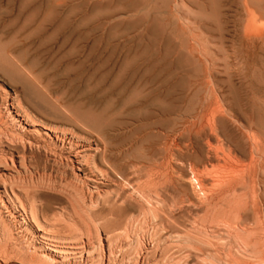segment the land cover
Instances as JSON below:
<instances>
[{"label": "rangeland", "instance_id": "rangeland-1", "mask_svg": "<svg viewBox=\"0 0 264 264\" xmlns=\"http://www.w3.org/2000/svg\"><path fill=\"white\" fill-rule=\"evenodd\" d=\"M182 1L178 13L168 14L166 11L173 6V0H36L34 5L39 7L42 13H39L37 21L30 23V14L36 7L26 5L29 13L28 9H23L22 12L20 6L28 0H0V65L12 68L21 76V79L17 80L14 76L0 73V180L4 176L0 181V213H4L0 216V264H50L49 259L45 260L42 254L50 255L49 249L56 244L59 247H55H63L62 249L67 251L62 255L51 256L55 258V262L50 260L53 264L234 263L236 258H232L234 244L231 242L233 235H230L233 234V229L229 231L232 227L229 229L225 222H222L224 219L220 215V212L226 209L227 199L219 196L214 200L205 201L202 191L210 187L211 182L207 177H197V184L190 183L193 171L209 169L212 170V175L217 174L214 169L218 167V162L223 164L222 160L211 158L209 162L204 159L203 163L197 161L192 166L186 159H173L167 164L163 159L165 152L161 145L154 143L153 136L157 130L150 127L152 121L159 120L162 116L159 113V116L154 118V115L151 118L146 116L154 110L152 105H142L135 108V112L133 108L126 109L122 115L114 117L119 121L115 123L118 126L111 123L106 127V132H101L97 128L72 126V123L57 117L54 107L48 103L54 100L66 109L101 111L106 96L113 95L110 88L117 76H120L122 81H128L130 75L136 72L137 78L144 76L149 80L167 69L171 72L172 80L184 78L187 72L201 66L197 58L188 61L187 44L192 42L197 47V42L203 41L209 56L216 57L219 55L214 45H218L215 40L218 36L223 38V49L235 56L230 58L231 61L234 60V67L230 70L233 71V83H236L237 87L240 86L243 93L246 90L243 85L247 79L264 88V43L255 38L254 46L247 48L239 41L248 19L246 6L255 12L254 23L257 28L264 30V0H220L223 7L218 16L203 7V0ZM49 6H54L56 22L65 18L67 24L60 31H53V26L48 25L45 31L37 33L36 25ZM10 46L13 55L18 59L21 57L22 67L38 76L46 91L35 90L34 93L32 88L25 85L28 76L9 58L7 48ZM243 52H246V56ZM239 55L243 57L240 58ZM129 60L133 61L132 64H128ZM151 62L156 65L153 66ZM218 63L219 66L217 64L214 69L221 72L224 69L223 61L218 60ZM107 71L109 76L104 79ZM145 73L149 74L148 78ZM220 75L223 78L224 74ZM9 103H21L37 123L43 121L55 125L57 130L73 131L77 138H74L72 143L79 139L73 143L74 146L90 144L85 146L87 161L83 165L84 173L70 165L69 157L66 159L71 145L63 137L59 140L61 133L56 134L57 144H49L51 147L48 145L50 148L47 147V150L43 147L46 152L32 140V146H28L27 136H24L21 126L15 124L6 111ZM131 113H136V116L133 118ZM35 128L39 129L41 126ZM20 141L26 144L23 145L26 146L25 150L20 148ZM211 141L213 145L217 143ZM218 145L227 152L225 142ZM54 147L58 150L57 154L52 149ZM19 148L24 150L25 154H21ZM151 148L156 150L154 157L150 156ZM18 150L20 151L17 152ZM51 150L54 152L51 153ZM10 152L15 157L9 155ZM10 156L13 157L10 159L12 163ZM24 159L26 162L22 161ZM93 159L95 163L92 162ZM247 161L240 158V163ZM24 162L29 168L22 166L21 163ZM212 162L216 165L214 168ZM94 167L98 169L94 171ZM102 169L107 170L109 177L104 170L101 173ZM101 174H104L106 179L102 178L104 176L101 177ZM9 183L12 184L11 187ZM4 184H7V189ZM97 191H102L103 197L106 196L102 198L100 195V200V192ZM238 191L236 195L249 199L247 190ZM89 197L94 205H90ZM5 205L6 210L9 208L8 212H5ZM198 211L202 214H198ZM241 212L251 218L250 210ZM216 224L220 225V228ZM37 227L42 228V231ZM221 228L228 230L230 234ZM223 232L228 233L230 239L226 233L224 236ZM49 237L53 238V241ZM16 238L20 240L17 241ZM224 238L230 241H225ZM19 241L22 243L19 244ZM20 245L23 247L20 248ZM24 245L28 247L27 250ZM31 255L33 257H30ZM261 259L251 256L243 258L242 261L246 264H264V259Z\"/></svg>", "mask_w": 264, "mask_h": 264}, {"label": "bare ground", "instance_id": "bare-ground-1", "mask_svg": "<svg viewBox=\"0 0 264 264\" xmlns=\"http://www.w3.org/2000/svg\"><path fill=\"white\" fill-rule=\"evenodd\" d=\"M164 1L166 2V0H164ZM180 1H182V0H173V2H174L173 6L170 5L171 8L169 6L170 9L167 10L166 12L168 14L178 13ZM203 1L205 3V4L201 3L202 5H204L203 7H207V9H210L211 12L216 14L217 16L220 14L221 7H223V6H221L220 0H203ZM34 4H36V0L35 1L28 0V2L21 4L20 6L22 8V12H23V9L24 10L28 9V11H29V8H27V7L29 5L32 6ZM171 4H172V2H171ZM26 5H27V7H26ZM198 6H199V4H198ZM53 8H54V6H49L47 12L43 16L41 15L42 19H40V22L36 25L37 27L35 29V32L39 33L41 31L42 32L45 31V29L48 25L53 26L52 27L53 31H60L62 28H64V26L67 24V21L64 18V20H61L60 22H58V21L56 22V15L57 14ZM200 8H201V10L203 9L202 7H200ZM205 11H206V9H205ZM246 12L248 14V19H247V22L243 28L242 38H244V40L242 38H240L239 41H240V43H242L243 46L248 48L249 46H254V39L255 38L259 39L262 43H264V30L257 28V26L255 25V23H254L255 12L247 6H246ZM29 13H30V11H29ZM39 13H42L41 9H39V7H36L34 10H32V12L30 14V19H29L30 21L29 22L32 23V22L37 21L38 16L40 17ZM84 37H86V36L84 35ZM215 40L217 41L218 45H214V46H216V50L218 51V55H219L216 57L212 56V55L209 56V54H208L209 52L208 53L206 52L207 48L205 46V43L202 40H201L202 42H200V43L197 42V47L192 42H189L187 44L188 61H190L191 59L194 60L197 58L200 60L199 64L201 66L196 67V69L192 72L191 71L187 72L188 74L184 78H181L178 80H172L170 78L171 72L167 71L166 67L164 68L166 70L162 71L163 73L161 72L158 75L156 74V76L151 77L149 80H146L144 78V76L137 78L136 72H133L130 75L131 77H129L128 81H122L120 76H117V79L114 80V82L112 83L111 88H110V91H111V93H113V95L111 97L108 95L106 96L107 98L104 100V105H103V108L101 109V111H93V110L86 111V110H78V109L76 110V109H72V108L66 109L63 106L58 105L53 99H52L53 100L52 102H50L51 100L48 101L49 100L48 98H45V100L48 101L49 105L54 107V109H55L54 111H55V114H57V117L64 119L67 122L72 123V126L79 125L80 127L82 126V127L97 128L98 131H101V132L102 131L106 132V127L108 125H110L111 123H113L114 126H118V124L115 125V123H119V121L117 120L118 121L117 122L114 117L118 116V115H122L124 112H126L125 111L126 109L128 110V109L133 108L134 109L133 112H135L136 111L135 108H138L142 105H145V106L147 105V107H151V105H152V109L154 108V110L151 112L147 111L148 113L146 114V116L151 118L154 115L152 117V118H154L156 115H158V113L160 116H162V117H160V119H162V120H160L158 118L159 120L156 119V121H152V124L150 127L157 130L153 136V139L155 140L154 143H155V145H161V148L165 152V156L163 159L166 160L167 164H170L171 163L170 161L173 159H175V160L186 159V160L190 161L189 163L192 164V166L195 165L197 163V161L203 163L204 159L205 160L207 159V161H209V162H210L211 158H214L217 161L222 160L223 164L220 165L219 162L217 164L218 165V167L216 168L217 172H216V169H214V173H217V174L212 175V170H209V169H207V170L203 169V171L196 170V171L192 172L193 175L190 179L191 180L190 183H192V184L196 183L197 184V182H198L197 177H200V178H203V177L206 178L207 177V178H209V180H211V182L209 183L210 187L204 188V190L202 191V194H204V198L206 199L205 201L212 200V199L214 200L215 198H217L219 196L222 198H225V200L227 199L226 209H223L220 212V215L224 219V221H222V222H225L224 224H226V226L229 227V229L232 227L231 230H229V231L231 232L233 229V231H232L233 234H230V232L228 230L223 228L224 230L228 231V233L230 235H233V236H231L232 237L231 242H232V244H234V247L232 249V253H233L232 258H234V259L236 258L233 261L234 262L233 264H246L244 261H242V259L245 257L255 256V257H259V258L264 259V244H263L264 243L263 242L264 241V216H262V213H264V88L261 85L256 86L253 82L249 81L250 79H247V81H245V83L243 85L244 88L246 89L245 93H243L241 91V87L240 86L237 87L235 85L236 83L235 84L233 83V77L231 74L233 71L230 72V70L233 66L232 63H234V60H232L233 61L232 62L230 60V58L231 57L235 58V56L234 55H233L234 57L231 56L230 53L228 54L223 49L224 46H223L222 36H218ZM197 41H198V39H197ZM261 47H259V48H261ZM247 48H245V49H247ZM112 51H113V49H112ZM151 51H153V50H151ZM7 52H9V56H10L9 58L12 59L13 61H15L16 64H18V68L22 69L27 74L28 80H27L25 85L32 88L34 93H36L35 90L46 91V89L41 86V84L39 82V77L36 75L34 76L33 73H30L29 69L22 67L23 64H22L21 57L18 59L15 55H13V49L11 46L7 48ZM261 52H263V51H261ZM234 53H235V51H233V54ZM243 54H244V52H243ZM108 56L109 55H107V57ZM244 56H246V52H245ZM239 57L241 58L243 56L239 55ZM155 59L157 60V58H155ZM218 60L223 61L222 65H223L224 69L221 72L218 71L217 69L216 70L214 69V66H217V64L219 66ZM146 61H147V59H146ZM128 62H129L128 64H132L133 61L131 62V60H129ZM153 63H152L153 66L156 65ZM106 64H108V61ZM220 64H221V62H220ZM11 65H12V63H11ZM11 65H9V66H11ZM132 66H130V67H132ZM105 67H106V65H105ZM149 67H152V66H149ZM135 68H136V65H135ZM145 69H146V67H145ZM107 72L108 73L106 74V76L103 77L104 79H106V77L109 76L108 75L109 71H107ZM0 73L3 75H9L11 77L14 76L15 78H17V80L21 79V76H19L16 72H14V70L12 68L5 67V66H3V64L0 65ZM221 73L224 74L223 78L220 77V76H222V75H220ZM234 74L236 75V73H233V75ZM125 75H126V72H125V74L123 73V77ZM145 75H146V73H145ZM148 75H146L147 78H148ZM243 80H246V79H243ZM243 80H242V82H243ZM7 98H8V96H7ZM12 100H13V98H12ZM15 100H16V98H15ZM149 101H151V103ZM14 102H17V101H14ZM20 104L19 103H15V104L9 103V104H7L6 111L11 116V118L15 121V124L17 123V124H19V126H21L22 131L24 133V136H27L28 146H30V147L32 146V144H33V143H31V140H32V142H34L38 145L37 147H42V148L44 147L45 149L47 147L50 148L51 145H49V144H55V143L57 144V142H55V140H58V136L56 134L61 133L59 140L64 138L71 145L70 146L71 150L67 151L68 156L66 157V159L69 157L70 165L72 164L77 171H82L83 165L87 161L86 160V156H87L86 147L89 146L90 144L89 145L86 144L85 145L86 147L83 144L81 146L80 145L76 146L78 144H76L74 146L73 143L77 140L79 141V139L75 140L72 143V140H74V138H77V136L75 135V133L73 131H64V129L62 131L57 130L55 125H52L51 123H47V122H43V121H39L40 123H37V121H35V119H33V117L31 116V113H29ZM131 114H133L132 115L133 118L136 116V113H131ZM123 121H122V123H123ZM126 122H128V120ZM36 126H41V128L36 129L35 128ZM19 129H20V127H19ZM40 129H43L44 131L42 132ZM90 130H92V129H90ZM61 137H63V138H61ZM100 137H101V135H100ZM24 138L26 139V137H24ZM102 138H104V137H102ZM22 140H23V138H22ZM211 140H213V142L214 141L217 142L218 144L225 142V145L227 146V152L223 151V148L220 147L217 143L215 145H213ZM20 142H18L20 144V148L22 147L21 149H24L26 146L24 147L23 145H26V144H23L22 142H21L22 143L21 144ZM63 142H65V141H63ZM36 144H34V145H36ZM64 144L65 143H63V145ZM153 146L154 145H152V147ZM55 147L52 148L55 152L51 150V153L52 152L56 153L58 151V150L57 151L55 150L57 148V147L56 148ZM72 147H73V149H72ZM44 148L42 150H45ZM98 148H101V147H98ZM88 149H90V148H88ZM101 149H103V148H101ZM20 150H18L17 152H19ZM24 150L23 151L21 150V154L22 153L25 154ZM46 150H45V152H46ZM62 151H64V150H62ZM11 154H12V152H10L9 155H11ZM21 154H20V156H21ZM62 154H63V152H62ZM17 155H18V153H17ZM17 155H16V157H17ZM155 155H156L155 148L154 149L151 148L150 156L154 157ZM11 156L15 157L14 155H11ZM11 156L9 157V160L13 159V157H11ZM28 156H30V155H27V157ZM162 156H163V154H162ZM240 158H241V160L244 158L247 159L248 160L247 163L243 164L241 162L242 163L241 164ZM158 160H159V158H158ZM22 161H25V159ZM94 161L95 160L93 159L92 162H94ZM25 162L21 163L22 166H25L24 165ZM10 163H12L11 160H10ZM210 164L208 163V165H210ZM212 165H213V168L216 166V165L214 166L213 162H212ZM153 166H155V165H153ZM204 166H205V163H204ZM86 167L88 168L89 165ZM150 167H152V166H150ZM25 168H29V167L25 166ZM25 168H24V170H25ZM208 168H210V167H208ZM92 169H93V167H92ZM96 169H98V167L95 168L94 171H96ZM28 170L29 169H27V171ZM99 170H100V168H99ZM103 170L104 169H102L101 173H103ZM173 170L174 169H172V171ZM89 171H91V170H89ZM29 172H30V170H29ZM104 172L106 173L107 170H104ZM174 172L176 173L175 170H174ZM4 174H6V173H4ZM104 174H101V177L104 176ZM147 174H149V173L147 172ZM0 175H1V173H0ZM96 175L94 174V176H96ZM175 175H177V174H175ZM106 176H108V174ZM3 178H4V176H3ZM3 178L1 177V180ZM102 178H105V176ZM5 179L7 180L6 177H5ZM128 179H129V177H128ZM209 180H207V181H209ZM86 182H88V181H86ZM97 183H100V182H97ZM6 185L4 184V187H6ZM9 185H10L9 187L12 186L11 183H9ZM88 185H89V183H88ZM125 185H126V183H125ZM198 185L202 186V184H198ZM207 185L208 184H206V186ZM14 186H16V185H14ZM21 186L22 185H20V187ZM7 187H6V189H7ZM99 187H100V185H99ZM203 187H205V186L203 185ZM130 188H132V187H130ZM6 189H5V191H7ZM10 189L12 190V188H10ZM23 189H25V188H23ZM238 189L247 190L249 193V199L247 200L246 198L244 199V198L236 195V192L238 191ZM94 192H95V190L93 191V193ZM97 192H100V191H97ZM101 193H102V191L100 192V194L98 193L99 199H100V195L102 196V198H104L106 196L105 193H103L105 195L103 197V195ZM108 193H110V192H108ZM162 193H164V192H162ZM81 195H84V194H81ZM95 195H96V193H95ZM5 196H6V194H5ZM145 198H147V197H145ZM163 198H165V197L163 196ZM90 199L91 198L89 197V200ZM165 200L166 199H164V201ZM196 200H197V197H196ZM155 201H158V200H155ZM181 201H182V198H181ZM183 201H184V199H183ZM192 201L193 200L191 199V202ZM90 202H91V200L89 201V203ZM186 202H184V203H186ZM2 203H1V205H2ZM92 203L93 202H91L90 205H94V203L93 204ZM187 203L190 204L189 202H187ZM194 203L195 202L193 201V204ZM98 204H99V201H98ZM179 204H180V202H179ZM202 204H203V202H202ZM160 205H161V203H160ZM195 205H196V203H195ZM156 206H159V205H156ZM4 207L6 210V205ZM205 207L206 206H203V208H205ZM182 208H184V207H182ZM192 209H193V207H192ZM200 209L202 211V208H200ZM7 210L5 212L9 211V210L8 211ZM196 210H199V209H196ZM241 210H243V211L250 210L252 212V215H253V217L251 215L252 219L249 218V215L247 216L246 213L243 212V214H242ZM189 211H191V210H189ZM199 211H198V214L199 213L202 214L203 211L202 212H199ZM150 212H151V210H150ZM15 213H16V211H15ZM1 214H4V213H0V216H2ZM5 219H6V217H5ZM218 221H219V219H218ZM193 222L191 224H193ZM195 222H197V220H195ZM231 223H235V225L233 224L234 226H232ZM211 224H213V223H211ZM193 226H194V224H193ZM200 226H196V227L199 228ZM216 226L219 227L220 225L216 224ZM203 227H205V226H203ZM219 228H217L218 231H220ZM37 229L39 231H42L41 230L42 228L37 227ZM214 229H213V231H214ZM4 231H6V230H4ZM203 231H204V229H203ZM213 231H211V232H213ZM206 232H207V230H206ZM220 233H218V235ZM223 233L225 236L226 232H223ZM228 233H226V236H229V235H227ZM214 235H216V234H214ZM218 235H216V236H218ZM40 236L42 237V235H40ZM23 237H24V235H23ZM46 237L48 238V236H46ZM228 238L230 239V236ZM228 238H224V240L226 239V240L230 241ZM51 239L53 241V238H50V240ZM212 239H213V236H212ZM18 240H20V239H17V241ZM26 240H28V239H26ZM221 240H223V238ZM21 241H22V237H21ZM22 242L19 241V244L25 243L24 241H22ZM56 242H57V240H56ZM221 242H223V241H221ZM34 244H35V242H34ZM26 245L28 246V243ZM26 245H24V246H25V249L27 250L28 247H26ZM227 245H230V244H227ZM55 246L52 248L47 246L50 248L49 249L50 253H51L50 255L46 254V253L42 254V257H44L45 260L49 259L50 264H53V263H51V261L55 262L54 261L55 258H52L51 256L55 257V255H57V256L62 255V254H64V252L67 251V250L65 251V249H62L63 247L57 248ZM21 247H23V245L22 246L20 245V248ZM34 247H33V249H34ZM40 248H39V250H40ZM30 257H33V256L31 255ZM44 258H42V259H44ZM228 258H230V257H228ZM237 258L240 260H238ZM214 264H216V263H214ZM217 264H219V263H217ZM226 264H227V262H226Z\"/></svg>", "mask_w": 264, "mask_h": 264}]
</instances>
